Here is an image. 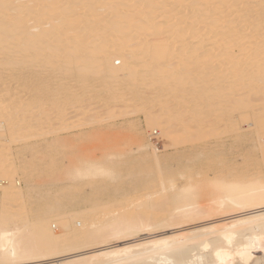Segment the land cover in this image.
I'll list each match as a JSON object with an SVG mask.
<instances>
[{
  "label": "bare ground",
  "instance_id": "6f19581e",
  "mask_svg": "<svg viewBox=\"0 0 264 264\" xmlns=\"http://www.w3.org/2000/svg\"><path fill=\"white\" fill-rule=\"evenodd\" d=\"M90 91L106 96L95 100ZM129 97L144 102L129 111L146 115L145 130H159L173 145L224 134L235 155L225 166L210 159L222 150L203 149L207 161L190 164L181 181V173L159 168L146 181L140 214L127 210L111 223L72 229L73 220L89 221L106 209L81 215L78 185L65 187L63 205V188L34 182L38 162L51 155L40 173L57 175L64 166L63 132L87 126L78 117L95 104L105 110L88 120L121 115L114 114ZM223 114L222 131L214 130ZM136 129L137 152L159 162L157 149ZM118 160L114 167L69 166L66 173L80 181L110 176L95 187L100 193L129 184L115 175ZM263 180L264 0H0V261L261 264ZM203 183L213 187L205 206L194 200ZM31 189L46 192L45 199L30 202ZM168 229L175 230L156 234ZM87 240L96 245L64 253Z\"/></svg>",
  "mask_w": 264,
  "mask_h": 264
},
{
  "label": "rangeland",
  "instance_id": "374dc122",
  "mask_svg": "<svg viewBox=\"0 0 264 264\" xmlns=\"http://www.w3.org/2000/svg\"><path fill=\"white\" fill-rule=\"evenodd\" d=\"M255 35H260V31L256 32ZM156 90L158 91V89ZM156 90L155 92L153 90V92L156 93ZM186 91H188L189 93V90H186ZM199 91H200L199 89L192 90L193 93H197V94H199ZM90 92H91L90 97L95 98V100H98L102 96H106L102 94L101 92H93V91H90ZM130 99L132 100V98L130 97L128 98L130 102L127 100V103H125L126 106L123 104L124 105L123 108L125 110L122 111L123 113L127 112L128 115L125 113L123 114L122 112H116L114 114L116 115V114L121 113L122 116L124 115L123 116L124 118L121 117L120 114L119 116H115V117H108V116L105 117L106 115L103 114L105 115V116H102L103 120H102V117L98 121H96V119L94 121L88 120V119H91L93 115L95 116V114H98L97 112L100 113V110L101 112L105 110L104 108L100 109L99 108L100 105L97 106L96 104L93 106L96 108L92 107V112H89V114L79 115L80 117H78V115L76 116L77 112L76 114H74L75 112H73L71 113L72 115L71 114L70 116L67 115L71 119L73 118L76 119L78 117L80 121H84V122L88 121V122H87V126L84 122H81V123H84L85 125L84 124H82L83 126L79 125L78 126L79 128L77 126H75L74 128L70 127L71 128L70 130L67 128L68 132L67 131L63 132L64 139L67 140V143L65 140L62 141L63 144L61 143V145H64V149L62 146V149H63L62 156H63L64 166L61 168V172H59L57 175H54L52 177L41 175L40 173L41 170L53 158L51 155L45 156L42 162H38L34 182L38 185H47L48 183L50 184L52 183L51 185H56V187L53 188L56 190L58 188L59 189L63 188L62 190V194H63L62 204L63 205L65 203L64 199H66L65 198L66 191H64L65 187L70 188V186L78 185L80 187L79 192L82 194L78 198L79 202L81 201V203H79L81 204L79 205V207L80 208L81 206L85 207V209L83 210L85 212H81V215L86 213V210L97 212L99 209H102V208L106 209L105 213L103 214L98 213L95 215L93 219L89 221L81 222L82 220H78V219H75V221L73 220L74 223L73 224L71 223L72 229L80 228L77 231H85V230H89V228L91 229L93 227H97L100 224L111 223L115 220L116 216L122 215L127 210H135L134 212L135 214H140L142 212L141 211L142 206L145 205L148 200L147 197L145 196V194H147L148 191L144 190L145 186H147L146 181L151 180L152 178L154 179L155 175L158 173L159 168H162V169L169 168L171 170H174L177 174L181 173L178 176H176L181 181L185 179L184 177H182V173L185 174L184 171L189 172L188 171L189 169L187 167L189 166L190 168V164H194L195 161H198L196 163H199L201 159H202L201 162L205 159V158L203 159L205 155L204 153H202L204 151H201L203 149L213 148L218 151L222 150L223 155L221 156L212 155L210 159L221 161L220 165H225V166L229 163L230 160H232V156L235 155V150H237L236 147H232L230 149L226 148L227 141L231 140L232 138H229L228 136H224V134L218 137V139L213 138V136H208L205 139L202 138V139H197V140H188L189 136H187L188 141H184L186 139L184 138V140L182 139L181 142H178V144L173 145L169 141V139H167L166 137H163L161 133H159L160 132L159 130H158V133H154L152 131H148L147 129L146 130L144 129L146 128L145 127L146 115L143 112H141V110L138 111L139 108L136 110V112H134V114L130 113V111H134L136 109L133 106H137V103L138 104L141 103V105H143L144 102L142 101L143 102L142 103L140 101H136V99L135 100L133 99L134 101H136V104H134V101H131ZM95 100L93 101L94 103L96 102ZM164 102H166V100ZM159 105L157 106L158 108H159ZM131 109H134V110H131ZM93 111L94 112L97 111V112L93 113ZM130 114H133V115L131 116ZM125 115L127 116L125 117ZM67 116L66 118L68 120L69 117ZM224 119H225V114L221 116V119L220 118L218 119L219 122H216L218 120L215 121L216 125L214 126V130L215 129L218 130L220 127L223 126ZM136 128H138L140 131L143 130L144 131L143 133H145L144 136H145V141L147 142V144H150L151 147L153 146L157 149L158 153L160 154L159 162H156L153 159V157L145 156V155H150V153H146L145 155L144 154L142 155V152L140 153L137 152V148H138L137 146L140 140L137 138V135H135L138 133L136 132L138 131ZM206 129L213 130V127L211 128L208 127ZM219 130L222 131V129H219ZM133 131L135 133H133ZM221 131H218L217 133H223ZM151 132L154 134H152ZM66 134H68V136ZM69 134L71 136H69ZM229 136L233 137L232 135H229ZM69 137L71 138V140H69L70 139ZM199 147H200V150H199ZM199 151L202 154H200ZM196 152H199L197 156L195 154ZM64 155L68 157L64 158ZM117 159H120L118 160L120 165L113 169L116 173L115 175L118 178H122L127 181H129L130 179L131 180L128 182L129 184H125V186L122 183H117L116 185H113L111 189L109 190L102 189L100 193H98L99 191L95 187L99 186L103 182L110 181L111 179L110 176L105 177V176L97 175V176L89 177L85 181L83 180L80 181L79 179H73L72 177H70L69 176L70 173L69 174L66 173L69 166H71L72 167L71 169H73V167L82 166L84 164H88L89 162H99L108 167H114V165H110V164L113 160H117ZM64 161H65V164H64ZM17 163L20 167L23 166L20 162H17ZM196 167H199V166L196 165ZM108 177L110 179H108ZM202 178L205 179V176ZM141 182L143 184H141ZM193 184L195 185L196 182H193ZM260 184H264V180L260 182ZM3 185H6V183ZM21 186H23L24 188L27 187V184L26 182H24V180L21 181ZM200 186L203 188L200 187L199 189L196 190V197L194 200H196V202H198L199 205L205 206V205L210 204L211 196H210L209 189L213 187H211V184H208V183L200 184ZM114 188H117L118 191H115ZM32 192L34 193L35 196L31 198L30 202H39L40 198L45 199L44 197H41L40 194L44 195L46 192H42V193L39 192L40 194H36V191H32ZM164 193L169 194V193H174V191L173 192L164 191ZM189 202H192V200L189 199ZM105 203H107L108 206H105L104 205ZM79 212L80 210L78 208V211H76V213H79ZM152 214L154 216L157 215L156 212H152ZM58 227L54 229L56 231H59ZM81 228H85V229H81ZM174 230L175 229L160 230V232H157L156 234L163 233V232L172 233ZM81 244H82V247H78V249L76 250L72 249L69 251H65L64 253H69L72 251H82V250L88 249L89 247H94L96 245L95 241L90 242L88 240ZM55 255L57 254H54L51 256H44V257L46 260H49L55 257ZM58 255L60 254L58 253ZM37 259H40V257ZM26 261L28 260H15L11 262L10 261H0V264H24ZM261 264H264V263H261Z\"/></svg>",
  "mask_w": 264,
  "mask_h": 264
}]
</instances>
